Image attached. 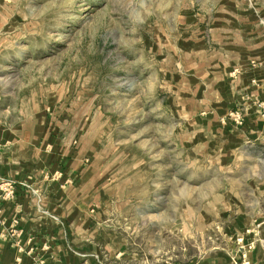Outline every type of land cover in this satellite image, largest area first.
Listing matches in <instances>:
<instances>
[{
	"label": "rangeland",
	"instance_id": "obj_1",
	"mask_svg": "<svg viewBox=\"0 0 264 264\" xmlns=\"http://www.w3.org/2000/svg\"><path fill=\"white\" fill-rule=\"evenodd\" d=\"M262 39L264 0H0V142L45 155L69 139L79 169L55 174L89 178L74 185L113 226L111 254L185 264L252 248L264 144L219 116L228 70Z\"/></svg>",
	"mask_w": 264,
	"mask_h": 264
},
{
	"label": "crops",
	"instance_id": "obj_2",
	"mask_svg": "<svg viewBox=\"0 0 264 264\" xmlns=\"http://www.w3.org/2000/svg\"><path fill=\"white\" fill-rule=\"evenodd\" d=\"M228 72L231 89L225 113L219 116L220 126L239 139L264 144V110L258 106L264 102V39L251 58H242ZM234 109L242 110L240 125L226 121ZM70 145L66 137L57 138L43 155L41 148H30L24 137L0 142V189L4 182L15 188L13 199L0 197V264H109L111 257L118 264L157 263L122 252L111 254L113 226L103 222L102 209L86 202L85 187L74 185L89 178L55 174L61 166L68 176L78 171L80 163ZM249 241L245 237L232 240L226 255L203 253L199 260L185 264H232L231 260L242 264L243 254L249 264H264V243H253L250 248L245 244Z\"/></svg>",
	"mask_w": 264,
	"mask_h": 264
},
{
	"label": "built area",
	"instance_id": "obj_3",
	"mask_svg": "<svg viewBox=\"0 0 264 264\" xmlns=\"http://www.w3.org/2000/svg\"><path fill=\"white\" fill-rule=\"evenodd\" d=\"M259 108H261L262 110H264V102H259L258 104ZM262 113H264V111H262ZM226 121H232L237 125H240L242 123V110L241 109H234L229 111V114L226 118ZM5 185L4 188H1V195L0 197L3 199H13L15 196V188L13 187L12 183H7L4 182L3 183ZM245 254H243V260H242V264L244 263V258H245ZM246 264V261H245Z\"/></svg>",
	"mask_w": 264,
	"mask_h": 264
}]
</instances>
